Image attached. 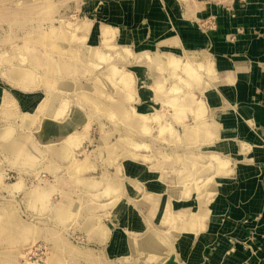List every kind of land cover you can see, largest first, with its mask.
<instances>
[{
  "label": "rangeland",
  "instance_id": "rangeland-1",
  "mask_svg": "<svg viewBox=\"0 0 264 264\" xmlns=\"http://www.w3.org/2000/svg\"><path fill=\"white\" fill-rule=\"evenodd\" d=\"M247 1L0 0V264H264Z\"/></svg>",
  "mask_w": 264,
  "mask_h": 264
},
{
  "label": "crops",
  "instance_id": "crops-1",
  "mask_svg": "<svg viewBox=\"0 0 264 264\" xmlns=\"http://www.w3.org/2000/svg\"><path fill=\"white\" fill-rule=\"evenodd\" d=\"M248 3H256L260 6H262L261 9V16H260V24L259 28H257L258 33L254 34L253 30L247 29V35L245 37V40H241L240 44L243 48H241V52L246 51V54L249 53V55H256L255 58H261L264 60V0H248ZM252 8V9H251ZM250 12H252L251 20H253V15L255 14V11L253 7L251 6ZM259 24V25H260ZM258 25V24H257ZM242 65V64H241ZM244 65H242L243 67ZM246 67V66H245ZM260 72V69H259ZM261 73V72H260ZM263 76V73H261ZM246 75V74H245ZM247 76H249L247 74ZM264 81V78H263Z\"/></svg>",
  "mask_w": 264,
  "mask_h": 264
},
{
  "label": "bare ground",
  "instance_id": "bare-ground-1",
  "mask_svg": "<svg viewBox=\"0 0 264 264\" xmlns=\"http://www.w3.org/2000/svg\"><path fill=\"white\" fill-rule=\"evenodd\" d=\"M174 60H175V62H174ZM174 60H173V62L176 63V59H174ZM173 62H171L170 64L172 65ZM242 65H243V64H242ZM205 67H206V66H205ZM209 67H210V66H209ZM243 67H244V66H243ZM188 72H189L190 76H192V78L196 77V74H195V76H194L195 71H193L192 69H191V70L189 69ZM25 73H26V72H25ZM240 74H242V73H240ZM121 77H122V76H121ZM124 77H125V76H124ZM239 78H240V77H239ZM122 79H123V77H122ZM190 79H191V78H190ZM124 80H125V78H124ZM246 81H247V80H246ZM127 93H128V92H127ZM173 102H174V100H173ZM173 102H172V103H173ZM201 102H202V101H201ZM201 104H203V103H201ZM173 105H174V104H173ZM197 105H198V104H197ZM203 105H204V104H203ZM178 106H179V105H178ZM198 106H199V105H198ZM183 107H184V106H183ZM200 107H201V106H199L198 108H200ZM196 108H197V107H196ZM203 109H204V108H203ZM58 110L60 111V109H58ZM58 110L56 111V112H57V115H59V113H60V112L58 113ZM200 110H202V108H200V109H198V110L196 109V111H197L196 113H198V116H199V113H200V112H198V111H200ZM204 110H206V109H204ZM178 111H179V110H178ZM184 112H185V111H184ZM202 113H203V112H202ZM202 113H201V114H202ZM230 117H231V115H228V116H227V118H230ZM58 124H59V123H58ZM49 128H50V129H53V130H55V131H57L58 128H59V130H60V127H58V125H57L56 123H54V122H53L52 124L49 125ZM162 129L164 130V128H162ZM162 129H161V131H162ZM194 132H195V131H194ZM196 132H197V131H196ZM72 134H74V132H72ZM208 134H209V133H208ZM69 135H70V134H69ZM191 135H193V134H191ZM67 137H69V136H67ZM70 140H72V139H70ZM71 142H72V141H71ZM73 142H74V140H73ZM73 142H72V143H73ZM72 143H71V144H72ZM74 166H75V167H74ZM84 166H87L86 163H85V165H84V163H76V164L73 165L74 169L76 168V169H78V170H80V169L83 170V169L85 168ZM93 184H94V183H93ZM90 185H91V184H90Z\"/></svg>",
  "mask_w": 264,
  "mask_h": 264
}]
</instances>
